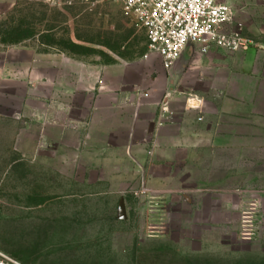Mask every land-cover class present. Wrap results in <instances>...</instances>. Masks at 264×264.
Returning a JSON list of instances; mask_svg holds the SVG:
<instances>
[{
    "label": "rangeland",
    "instance_id": "1",
    "mask_svg": "<svg viewBox=\"0 0 264 264\" xmlns=\"http://www.w3.org/2000/svg\"><path fill=\"white\" fill-rule=\"evenodd\" d=\"M1 1L0 249L23 264H264V180L219 174L216 152L160 167L150 141L130 167L75 121L73 88L96 71L98 87L154 81L145 32L101 0ZM251 8L260 29L242 33L264 41Z\"/></svg>",
    "mask_w": 264,
    "mask_h": 264
},
{
    "label": "crops",
    "instance_id": "2",
    "mask_svg": "<svg viewBox=\"0 0 264 264\" xmlns=\"http://www.w3.org/2000/svg\"><path fill=\"white\" fill-rule=\"evenodd\" d=\"M217 1L229 5L235 12L236 22L248 31L260 29L253 21L256 12L251 7L264 4L263 1ZM254 39L244 52L212 47L202 54L199 45H191L168 72L162 58L155 54L147 63L158 69L154 81L147 86L139 83L129 86L117 81L98 87L96 71L89 87L73 88L81 96V103L75 109L80 116L75 121L79 125L89 123L90 142L95 150L106 152V157L119 153L128 159L130 167L142 165L143 158L138 152L144 150L143 143L150 141L156 145L153 162H158L160 167L164 163L174 165L179 157L203 159L216 152L220 158L219 174L247 175L244 179L248 177L249 184L262 182L264 41ZM105 74L108 81V73ZM138 87L142 94L135 91ZM166 95H170L171 115L159 127L160 106ZM189 95L204 101L202 111L188 109ZM71 114L64 110L61 128L68 124ZM70 132L60 131L64 136L60 141L70 139ZM77 134L74 132L75 142ZM220 180L230 183L229 177ZM228 188L238 189L232 185Z\"/></svg>",
    "mask_w": 264,
    "mask_h": 264
},
{
    "label": "built area",
    "instance_id": "3",
    "mask_svg": "<svg viewBox=\"0 0 264 264\" xmlns=\"http://www.w3.org/2000/svg\"><path fill=\"white\" fill-rule=\"evenodd\" d=\"M101 1L119 6L132 26L145 32L150 53L159 55L168 71L191 45H199L202 54L212 47L244 52L252 45L242 33L243 24L236 22L234 10L217 0ZM169 97L170 95H166L160 106L157 122L159 127L171 115ZM187 107L202 111L204 101L195 95H189ZM0 264L23 263L0 249Z\"/></svg>",
    "mask_w": 264,
    "mask_h": 264
},
{
    "label": "water",
    "instance_id": "4",
    "mask_svg": "<svg viewBox=\"0 0 264 264\" xmlns=\"http://www.w3.org/2000/svg\"><path fill=\"white\" fill-rule=\"evenodd\" d=\"M119 218L121 220H124L126 218L124 200H122L121 203H120Z\"/></svg>",
    "mask_w": 264,
    "mask_h": 264
},
{
    "label": "trees",
    "instance_id": "5",
    "mask_svg": "<svg viewBox=\"0 0 264 264\" xmlns=\"http://www.w3.org/2000/svg\"><path fill=\"white\" fill-rule=\"evenodd\" d=\"M15 257H17V258H19L20 256H18V255H15ZM25 262H28L27 260H24Z\"/></svg>",
    "mask_w": 264,
    "mask_h": 264
}]
</instances>
